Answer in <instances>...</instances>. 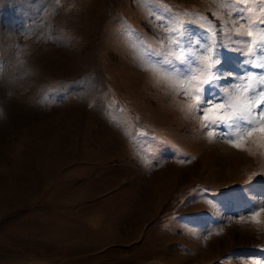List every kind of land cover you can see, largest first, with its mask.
Segmentation results:
<instances>
[{
    "label": "rangeland",
    "instance_id": "1",
    "mask_svg": "<svg viewBox=\"0 0 264 264\" xmlns=\"http://www.w3.org/2000/svg\"><path fill=\"white\" fill-rule=\"evenodd\" d=\"M261 21L264 0H0V264H264V144L212 124L225 97L256 109ZM185 28L228 49L206 119Z\"/></svg>",
    "mask_w": 264,
    "mask_h": 264
},
{
    "label": "snow or ice",
    "instance_id": "2",
    "mask_svg": "<svg viewBox=\"0 0 264 264\" xmlns=\"http://www.w3.org/2000/svg\"><path fill=\"white\" fill-rule=\"evenodd\" d=\"M264 23V21H261ZM197 27H202L197 25ZM206 33L210 30H204ZM215 35V33H213ZM239 35V33L237 34ZM246 36L251 37L252 32L247 31ZM261 40L264 41V36L261 37ZM206 43V41H204ZM176 46L180 48L182 55H178L175 57L176 61L179 64L187 66L189 60L191 59L193 66L195 67V71L192 67L188 68L187 75L183 76V80H186L190 85V88L194 90L197 95L195 99L198 101L197 104V112L202 114V118H207L208 105L213 102L215 99L213 96L205 95L203 100L200 99V93L203 92L205 94L208 93V89L212 88L217 80L221 78H231L230 74H225L220 71V67L222 66L223 59L220 53V48L223 47L225 51H227V46L223 45L219 41H214L211 44H208L206 48H201L200 45L202 41L200 38H196L193 40L191 38V34L188 33L187 29H183L182 35L174 41ZM183 43V47L181 44ZM251 43H255V41H251ZM195 45L197 49L200 50V57L192 56L187 52L188 47H192ZM216 49L215 53H213V49ZM207 53V54H205ZM259 54L264 55V45L259 49ZM174 55V54H172ZM246 55L254 56L252 49L249 48ZM215 59V69H213V64L209 63L210 60ZM171 63V61H169ZM252 67H261L264 68V64L256 65L250 64ZM145 71L150 72L157 80H164L169 82L171 86H175L174 82L171 80V77L163 71L160 67L154 65H147L144 67ZM179 76V74H177ZM264 76V73L260 74ZM206 77V78H205ZM201 86H204L203 88ZM180 87H183V83L180 84ZM251 92V96L248 97L249 100H256V109H253L246 104H240L235 99L229 100L225 97V100L228 101V108L231 110L230 113L226 112L223 116H221L218 120H213L212 124L215 128L220 129L222 133L224 130H227V134L222 135V138L228 139L229 143L232 144L233 147L238 149L247 151V148L243 143H236L234 141L240 140L244 141L245 137L252 138L259 133V138L264 144V107L260 105L264 103V86H258L257 88L247 89ZM192 91L185 90V95H191ZM214 107L223 108L224 102L220 100H216ZM207 125H205L206 127ZM211 135V133H209ZM264 211V208L261 209ZM254 222L257 224L264 223V221L258 220L254 218Z\"/></svg>",
    "mask_w": 264,
    "mask_h": 264
}]
</instances>
